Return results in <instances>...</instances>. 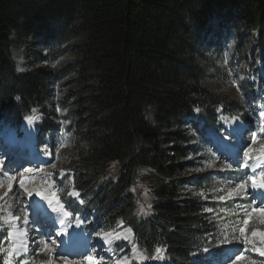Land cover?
Masks as SVG:
<instances>
[{
	"label": "trees",
	"instance_id": "obj_1",
	"mask_svg": "<svg viewBox=\"0 0 264 264\" xmlns=\"http://www.w3.org/2000/svg\"><path fill=\"white\" fill-rule=\"evenodd\" d=\"M22 38L38 44L36 60L47 67L16 72L10 48ZM205 53L245 62L242 101L205 85ZM259 66L264 0H0V122L18 126L43 107L49 86L68 83L62 114L39 110V144L47 147L45 137L53 140L64 126L72 154L58 169L80 196L67 204L98 227L124 223L146 264L158 257L194 264L190 254L215 249L217 219L232 206L211 201L217 174L177 177L191 151L183 118L197 109L201 128L193 126L201 135L218 125V112L252 124L249 114L264 95ZM6 255L0 228V264Z\"/></svg>",
	"mask_w": 264,
	"mask_h": 264
},
{
	"label": "rangeland",
	"instance_id": "obj_2",
	"mask_svg": "<svg viewBox=\"0 0 264 264\" xmlns=\"http://www.w3.org/2000/svg\"><path fill=\"white\" fill-rule=\"evenodd\" d=\"M261 27L262 24L259 29ZM257 32L258 30L255 29L253 34H257ZM243 34L246 38V44L250 48V36L248 35L246 29H243ZM10 40L16 42V35L10 34ZM232 42H236L235 37H232ZM19 44L21 45L18 47L10 48L11 56H14L15 53L18 52L19 56L20 54H24L26 56L29 66L34 68L40 66L42 68L47 67V65L39 63L36 60V55L40 51L36 42H30L29 40H24L22 38V40L19 41ZM205 57L207 58L206 63L210 64L209 67H207L209 79L205 85L217 94L226 95L235 100L241 101L242 94L239 88V83L244 77V72L248 70L245 62L238 61L237 57L232 56L231 53H221L218 55H206L205 53ZM71 58L72 56L68 55L61 59L55 64V68L67 63ZM13 59H17V57H14ZM71 78H73V76H71ZM68 87V83H54L49 86V92L47 93L42 104L43 107L37 108L32 115L34 118L32 120L30 119V124L33 123L32 131L31 128L28 129L27 124H20L19 128L23 129L26 135H24V132L22 131L17 144L24 148V146L28 147V145L32 143V139L30 137L35 136L34 132H36L38 124H42L43 121V115L41 114V111H39L40 109L44 110V112H49V115L59 113L62 114L61 109L59 108V99L60 95L66 92ZM261 109H263L262 106ZM153 113V110L150 109L148 112H146L145 118L147 120H152ZM249 115L254 120V123H252L246 129V133L244 135L245 138L242 140L244 146L235 156L230 157H227L228 155L225 157L216 153L217 151L215 150L214 145L211 144L212 138L216 141V144L219 145L216 138L211 137V135V138H208V132L202 136L199 131L194 129L192 122L195 120V113L192 117L184 116L183 118L187 120V122L182 127L181 134L190 136L189 149H191V151H189L187 155L182 158L184 166L183 169L177 174V177L189 179L197 175L216 173L219 180H215L216 183L214 184V190H212L211 193H215V195L223 202H230L232 208H237V212H239L238 214L242 216V218L235 219L233 222L229 218L223 219L224 217H221L218 219L223 220L220 221V224L217 222L218 226L221 227L218 236V245L222 246L217 249L214 259L208 264H264V259H260L262 257L257 255L259 252L257 251L256 245L260 243V236H253V232L264 233V217H261L259 213H252V208L254 207L264 208V202H262V199L258 198L257 195L254 194L255 191L252 190V181L250 179V177L255 176L256 179L260 178L261 180H264V178H262L260 175L261 172H264V127L260 126V122L263 121V117H261V115H259V117L253 112ZM9 132L11 135L14 132V129L10 130ZM253 133H256L255 141L252 140ZM208 140L210 141V144L208 143ZM53 141L54 158L50 163L47 165H38L36 158L39 157H36L38 155L34 153L32 161L27 160L29 165L25 168L20 167L22 162L19 163L16 161L21 156H13V152L20 153L22 156L28 159L30 157L27 156L28 149H24L26 152H20L21 147L11 148L12 145H9V151H7V153H2L3 151H6L7 146L3 144L6 146L4 148V146L0 143V162H2L0 163V222H3L6 226H10L9 219H12L13 221V218L16 219L14 222L17 224L20 222L23 224L25 222V218H28L29 221L30 219L32 220L34 215L31 216L29 214H33L35 208L30 204L31 201L29 199L31 197L28 195V193L37 195V190L44 192L46 191L45 189L43 190L44 187L52 186L53 182L51 178L57 171L58 165L62 161L63 156L72 154V144L69 138H63L61 133L58 132L55 133ZM31 146H33V143L30 145V147ZM228 147L230 148V144H228ZM37 152L40 153L41 151L37 150ZM259 156L261 157L258 158ZM39 159L47 160L49 159V156L47 154H43ZM39 159L38 161H40ZM36 165H38L37 168H35ZM259 166H262V168L260 170H255L257 167L260 168ZM231 169H234L233 172H230ZM220 173L224 174L219 175ZM11 179L15 182H20V185L21 181H23L22 190L18 191L13 186L8 187ZM258 180L259 179H257V181ZM39 181L41 184L37 185V182ZM242 182L244 183L245 188H238V185H240ZM186 185H183V188L189 187ZM31 186H33V189L30 188ZM29 190L31 192H29ZM54 195L58 197L60 196V198L62 197L57 191H55V189ZM68 195L76 197L77 194L75 190L71 188ZM216 196L212 198V202L218 200ZM45 201L46 200H44V202ZM253 201H255V203H253ZM30 206L33 207L32 210L29 209ZM139 212H141V208L139 209ZM249 213H251V216L248 215ZM229 216H233V213L229 214ZM245 219H248L247 224L244 223ZM15 225L16 224H14L12 227ZM118 225H120V223ZM82 226H85V223H82ZM22 228L25 227L22 226ZM37 228L38 227H34L33 232L38 233L40 230ZM241 228H244L243 233L240 231ZM25 229L28 228L26 227ZM94 230L100 232L105 229L94 228ZM90 231L91 230H88L87 232L89 233ZM33 241L34 240L31 242ZM44 242L47 243L46 238H44ZM229 243L235 245L234 250H230L228 248ZM37 245L38 247L36 248V251H38L39 254L44 251H56V255L60 256L64 262H70V260H73L76 264H85V262L90 260V255L88 254L79 255L83 257H75L71 255L61 257V254L63 253L60 250H54L51 246L52 243L50 240H48L47 248H45V243L40 245L37 243ZM49 246L51 247L48 248ZM57 251L61 254H57ZM262 253L261 254L264 256L263 251ZM228 256L229 260H226ZM237 256H240L241 259L237 260ZM13 258L14 260H11V257H9L8 260L4 262V264H8L9 261L10 264H12L13 261L16 260V256L14 255ZM40 258L42 259L41 255L36 256L35 261L32 254V256L20 261V264H22V262H24V264L27 262H29V264H42V260ZM121 258H124V256L122 255ZM142 260L143 257L138 258V261ZM204 260H206V258H204ZM157 263L170 264L168 260L163 259H158Z\"/></svg>",
	"mask_w": 264,
	"mask_h": 264
},
{
	"label": "bare ground",
	"instance_id": "obj_3",
	"mask_svg": "<svg viewBox=\"0 0 264 264\" xmlns=\"http://www.w3.org/2000/svg\"><path fill=\"white\" fill-rule=\"evenodd\" d=\"M34 117H32V116H30V117H27V118H25L21 123L22 124H27V127H28V129H30L31 128V131H32V128H33V123L32 124H30V119L32 120ZM228 122H229V124H230V126L231 127H237V129H241L240 128V122H239V119L238 118H236V117H234V118H230L229 120H228ZM214 138H216V137H214ZM217 139V138H216ZM218 140V143H219V145L218 146H220V149L221 150H224L225 152H227L228 151V144H230L229 142H225V140H223V139H217ZM216 143V142H215ZM228 143V144H227ZM221 144V145H220ZM3 145V144H2ZM4 146V145H3ZM6 146H4V148H5ZM21 162V161H20ZM19 162V163H20ZM263 181H260V180H258L257 181V183L259 184V183H262ZM39 184H41V182L39 181V182H37V185H39ZM11 187V186H13V187H15L18 191H20V190H22V187H21V185H20V182H15L14 180H12L11 179V181H10V183L8 184V187ZM31 189H33V186H31L30 187ZM252 190L253 191H255L254 192V194L255 195H257L258 193H264V188H256V189H253L252 188ZM29 192H31L30 190H29ZM45 192L46 191H44V192H41L43 195L41 196V195H33L32 194V196H30L31 198L29 199L30 201H31V205H33L34 206V211H33V214H29V215H35V212H39L41 209H43V210H48V211H50L52 208H50V205H49V203H48V199H52V197H53V195H47L48 197V199H45L44 197V195H45ZM55 196V198H60V196L58 197V196H56V195H54ZM257 197L258 198H260L258 195H257ZM62 199V198H61ZM44 200H46L45 202H44ZM55 200V199H54ZM54 200H53V203H54ZM55 202H56V200H55ZM52 203V204H53ZM42 211V210H41ZM14 220H16V219H13V221ZM19 224V226L20 227H27L28 229H27V231L26 232H23L24 234L22 235V238H23V240L24 241H28V239H30V237L32 236V234L33 233H35V232H33V229H34V227H38L37 229L38 230H40V231H42V229H41V226H37L36 225V223H34L33 225H29L28 223L26 224L25 222L22 224L21 222L20 223H18ZM31 226H33V227H31ZM81 228L82 229H84L85 230V226H82V224H81ZM86 231H88V230H86ZM48 240L49 239H47V243H48ZM90 242H92V240L90 241ZM37 244V243H36ZM36 244H34V242H31V244L30 245H32L33 246V249H32V252H31V256H32V254H33V258L35 259V261H36V256H38V255H41L42 256V264H48V262L49 261H51V264H76L73 260H70V262H68V261H66V262H64V260L63 259H61L60 258V256H57L56 255V251H48V252H41V254H39V252L38 251H36V248L38 247V245H36ZM38 244L40 245V244H42L41 243V240L38 242ZM36 245V246H35ZM24 248H26V246L24 247ZM48 248H50V246L48 247ZM39 249V248H38ZM58 252V251H57ZM57 254H61L60 252H58ZM63 256V254H61V257ZM55 257H57V258H55ZM33 259V260H34ZM38 259V258H37ZM55 259V260H54ZM39 261V260H38ZM40 262V261H39ZM93 263V261L92 260H90L89 261V263L88 264H92ZM101 264H105L104 262H102Z\"/></svg>",
	"mask_w": 264,
	"mask_h": 264
},
{
	"label": "snow or ice",
	"instance_id": "obj_4",
	"mask_svg": "<svg viewBox=\"0 0 264 264\" xmlns=\"http://www.w3.org/2000/svg\"><path fill=\"white\" fill-rule=\"evenodd\" d=\"M260 115H261V117H264V112H261ZM225 132H226V135L221 136V139L225 140V142H231V138L233 136V132L228 130V129H225ZM252 140L253 141L256 140V133L252 134ZM0 163H2V162H0ZM260 175H261L262 178H264V172H261ZM250 179L252 181V188L253 189L264 188V182L258 184L257 183V179H256L255 176L250 177ZM21 187H23V181H21ZM238 188H245L244 183L242 182L240 185H238ZM36 194L37 195H41V196L43 195L39 190H37ZM28 195L31 196L32 193H28ZM257 195L262 199V202H264V193H258ZM44 198L48 199L47 197H44ZM54 199H55L54 195H53L52 199H48V203H49L50 206L52 205V202H53ZM57 203H58V201H57ZM253 203H255V201H253ZM61 207H63V206H61ZM52 210L54 212L57 211L56 208H53ZM252 213H259L261 217H264V208L254 207V208H252ZM35 215H36L37 219L32 220L31 221L32 223H38L40 221V219H41L40 213L38 211L35 213ZM64 215L68 216L69 212L65 211ZM248 215L251 216V213H249ZM25 223L26 224L29 223V219L28 218H25ZM244 223L247 224L248 223V219H245ZM60 224L63 225L64 221L61 220ZM240 231H241V233H243L244 232V228H241ZM23 234L24 233L22 231H18L16 233V235H23ZM61 234H62L61 232H57V233H55V236L59 237ZM9 235L11 236L12 233L10 232ZM48 235H49L50 238L52 237L51 233H48ZM256 235H259V236H261L262 239H264V233L253 232V236H256ZM41 243H44V241H41ZM53 243H55V240H53ZM47 246H48L47 243H45V248H47ZM16 249H17V245L13 244L10 247V249L8 250V256L11 257L13 255V253L16 252ZM155 251H156V253H159V252H161V249L159 247H157ZM204 251L207 252L208 249H204ZM16 254L19 255L20 253L16 252ZM89 259L93 260V264H95L94 258L89 257ZM236 259L239 260V259H241V257L237 256ZM8 264H10V261L8 262ZM22 264H24V262H22ZM48 264H51V261H49Z\"/></svg>",
	"mask_w": 264,
	"mask_h": 264
}]
</instances>
